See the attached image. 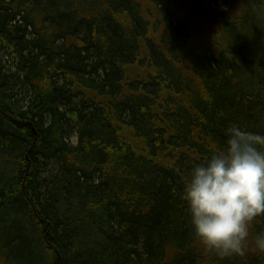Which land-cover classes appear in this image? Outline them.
<instances>
[{
  "label": "trees",
  "instance_id": "obj_1",
  "mask_svg": "<svg viewBox=\"0 0 264 264\" xmlns=\"http://www.w3.org/2000/svg\"><path fill=\"white\" fill-rule=\"evenodd\" d=\"M232 123L264 132V0H0V264H264L183 197Z\"/></svg>",
  "mask_w": 264,
  "mask_h": 264
},
{
  "label": "clouds",
  "instance_id": "obj_2",
  "mask_svg": "<svg viewBox=\"0 0 264 264\" xmlns=\"http://www.w3.org/2000/svg\"><path fill=\"white\" fill-rule=\"evenodd\" d=\"M225 143L188 170L183 197L195 238L220 258L264 253V231L251 226L264 217V132L238 123Z\"/></svg>",
  "mask_w": 264,
  "mask_h": 264
}]
</instances>
